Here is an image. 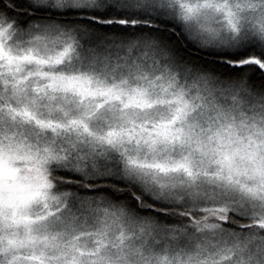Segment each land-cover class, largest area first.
Instances as JSON below:
<instances>
[{"label":"snow or ice","instance_id":"6c2138e0","mask_svg":"<svg viewBox=\"0 0 264 264\" xmlns=\"http://www.w3.org/2000/svg\"><path fill=\"white\" fill-rule=\"evenodd\" d=\"M0 264H264V0H0Z\"/></svg>","mask_w":264,"mask_h":264}]
</instances>
